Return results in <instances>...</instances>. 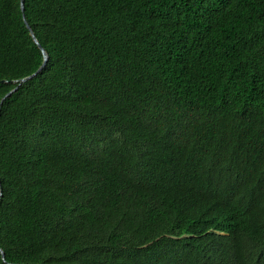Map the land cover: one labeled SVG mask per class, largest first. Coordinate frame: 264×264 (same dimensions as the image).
<instances>
[{
  "label": "trees",
  "instance_id": "obj_1",
  "mask_svg": "<svg viewBox=\"0 0 264 264\" xmlns=\"http://www.w3.org/2000/svg\"><path fill=\"white\" fill-rule=\"evenodd\" d=\"M23 4L48 61L2 101L42 55L0 0V264H264V0Z\"/></svg>",
  "mask_w": 264,
  "mask_h": 264
},
{
  "label": "clouds",
  "instance_id": "obj_2",
  "mask_svg": "<svg viewBox=\"0 0 264 264\" xmlns=\"http://www.w3.org/2000/svg\"><path fill=\"white\" fill-rule=\"evenodd\" d=\"M262 220H263L262 216L255 211L254 215L249 216L248 220L242 224V227H244L246 229L247 228L248 229L254 228V227L260 225L262 223ZM237 228H238V226L230 223L228 230H209L205 233L208 235H211L212 237H219V239H217L215 242L220 243V242H226L227 239L237 240L238 235L235 232L237 230ZM223 246H224V244H218V246H217V252H218L217 257L220 255V251H221Z\"/></svg>",
  "mask_w": 264,
  "mask_h": 264
},
{
  "label": "water",
  "instance_id": "obj_3",
  "mask_svg": "<svg viewBox=\"0 0 264 264\" xmlns=\"http://www.w3.org/2000/svg\"><path fill=\"white\" fill-rule=\"evenodd\" d=\"M20 10H21V13H22V17H23V21H24V24L26 26V28L29 30V34L34 42V44L38 47V49L40 50V53L42 55V63L41 65L39 66V68L31 75L27 76V77H24L22 79H19V80H15L12 82V84H15L16 86L10 91L8 92L4 98L2 99V101L7 98L8 96H10L11 94H13L22 84L26 83L27 81L31 80L32 78H34L38 73H40L46 66L47 64V61H48V55L46 53V51L41 47V45L39 44L38 40L36 39L34 33L32 32L31 28L29 27V25L27 24L25 18H24V4H23V0H20ZM3 83H5V81H1ZM0 254H1V257H2V260L4 261V253L3 251L0 249Z\"/></svg>",
  "mask_w": 264,
  "mask_h": 264
}]
</instances>
